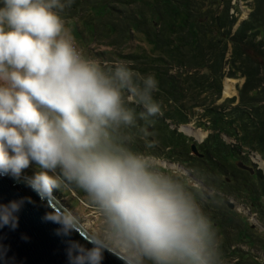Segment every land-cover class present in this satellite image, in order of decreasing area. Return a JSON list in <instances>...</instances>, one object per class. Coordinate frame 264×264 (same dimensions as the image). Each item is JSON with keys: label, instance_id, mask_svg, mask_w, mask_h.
I'll list each match as a JSON object with an SVG mask.
<instances>
[{"label": "clouds", "instance_id": "obj_1", "mask_svg": "<svg viewBox=\"0 0 264 264\" xmlns=\"http://www.w3.org/2000/svg\"><path fill=\"white\" fill-rule=\"evenodd\" d=\"M72 3L0 0V176L25 179L42 200L84 193L96 226L63 205L43 217L92 245L69 241L70 264H102L105 251L122 264H219L212 223L182 174L158 170L121 135L161 114L158 81L83 54L63 16ZM24 203H0V228L18 226Z\"/></svg>", "mask_w": 264, "mask_h": 264}, {"label": "trees", "instance_id": "obj_2", "mask_svg": "<svg viewBox=\"0 0 264 264\" xmlns=\"http://www.w3.org/2000/svg\"><path fill=\"white\" fill-rule=\"evenodd\" d=\"M233 1L73 0L63 16L76 23L81 36L91 33L95 43L110 48L96 53L103 65L112 67L116 60L158 81L153 95L161 103V114L151 117V123L138 118L134 127L122 129L127 147L148 157L196 165L200 159L192 152L195 140L180 131L190 135L184 125L192 121L195 109H203L200 119L207 121L198 125H209L213 133L201 146L210 147L207 155L211 157L233 160L234 196L257 208L264 222V169L256 178L237 169L248 152L256 153L264 163V0H251L242 20L240 4ZM226 65L228 75H240L244 82L238 98L215 104L222 97ZM208 88L215 91L213 105H206L201 97ZM129 107L137 115L143 111L136 104ZM222 135L237 144L227 145ZM31 167L24 170L27 177L36 171L35 165ZM73 191L85 198L79 189ZM56 192L61 194L55 190L53 195ZM193 195L198 203V196ZM226 211L223 217L213 210L203 213L213 229L215 223L219 227L214 229L219 264L230 257L238 259L236 264H263L257 259L264 254L259 229L244 221L237 210Z\"/></svg>", "mask_w": 264, "mask_h": 264}, {"label": "water", "instance_id": "obj_3", "mask_svg": "<svg viewBox=\"0 0 264 264\" xmlns=\"http://www.w3.org/2000/svg\"><path fill=\"white\" fill-rule=\"evenodd\" d=\"M192 152L200 155L197 142L192 144ZM21 198H25V203L18 213V226L14 230L0 228V264H70L67 256L69 241L92 247L80 233L57 235L59 225L43 219L46 212L63 205L54 195L42 200L25 179L18 181L10 176H0V203ZM27 198L32 203H28ZM102 264H122V261L105 251Z\"/></svg>", "mask_w": 264, "mask_h": 264}, {"label": "rangeland", "instance_id": "obj_4", "mask_svg": "<svg viewBox=\"0 0 264 264\" xmlns=\"http://www.w3.org/2000/svg\"><path fill=\"white\" fill-rule=\"evenodd\" d=\"M239 2L240 7L242 9V15L240 17V20L244 19V17L247 15L248 13V4L249 2H251V0H234L233 4L237 5V3ZM233 12V10L231 11ZM67 26L71 29L72 34L79 46V48L81 49V51L83 52V54H85L88 57L94 58V59H98L96 53L100 52V51H105V50H110V48H108L105 45H99V43H95V41L93 40L92 34L89 33L88 36H81V34L79 33V30L77 28V25L74 21L69 20L66 21ZM86 32V30H84L83 28L80 29ZM130 52V50H127L125 53ZM226 60H228V55ZM114 64H118V62L115 60ZM225 76L223 78V92H222V97L217 100L215 102V104H222L224 102H226L227 100L230 99H234V98H238V89L239 87L243 84L244 82V78H242L240 75H237L236 77H231L230 75H228V72H230V70H228V66L226 65L224 68ZM201 97L206 101V105H213L214 104V99H215V91L214 90H210V88H208L207 90H203V92L201 93ZM194 116L192 121L187 124V125H192L193 128L195 130H200L204 133V136L202 138H200L197 133H190L187 132L190 135H187L184 131H180L182 132L184 135H186L187 137L196 140L195 142H197L198 144H202L203 142H205L210 135L213 133V131L211 129H208V126H199V122L203 123L206 122L207 119H200V116L203 113V109H195L194 110ZM204 125V124H203ZM179 128L181 129V127L179 126ZM193 135V136H192ZM203 135V134H202ZM196 137H198V139L202 140H198ZM222 139L227 143V145L233 146L234 144H237L236 140L231 139L227 136L222 135ZM245 151L248 152V150L246 149ZM247 154V153H245ZM150 160L152 161V164L157 167L158 170L161 171H165L168 173L171 172H179L181 173V179L185 180L186 182L188 180H190L188 178V174H195V172L197 173V166L195 164L192 163H184L178 160H175L174 162L168 161L165 158L162 157H149ZM246 158L249 160V162H254L256 165H258L260 167V169H264V163L262 162L261 158L253 152H248V154L246 155ZM248 163V162H247ZM250 164V163H248ZM175 165V166H172ZM32 168V167H31ZM35 171V169H32ZM23 177H27L24 172H23ZM188 185L194 184L196 185L195 182L193 181H188ZM192 186V185H191ZM195 188V187H193ZM61 192V194H57V196H55L66 208L72 210L73 212H77L80 211L82 215H84V217L87 219V221L92 224L93 226H96L99 222V217L97 216H93L90 215L89 212L86 209H83L82 205L80 204V201L83 200V198H80L73 190H59ZM236 200V210L238 211V213L240 214V216L243 218L244 221L248 222L253 228H257L259 229V231L261 233H258L261 237L264 238V222L261 220L260 216H259V210L257 208H252L250 206V204H247L245 202H243V200L241 199H235ZM264 201V199H262ZM239 242V241H238ZM237 242V243H238ZM242 243H238L239 246H241ZM236 245V243L234 244ZM259 251L260 248H257ZM264 253V252H263ZM264 254H262L260 257H258L257 259L260 260L263 264H264ZM238 259L236 257H234L233 259L230 258H226L225 260L222 261V264H236V261ZM145 264H149L148 261H145Z\"/></svg>", "mask_w": 264, "mask_h": 264}, {"label": "flooded vegetation", "instance_id": "obj_5", "mask_svg": "<svg viewBox=\"0 0 264 264\" xmlns=\"http://www.w3.org/2000/svg\"><path fill=\"white\" fill-rule=\"evenodd\" d=\"M211 144L212 142L208 143V145ZM197 147L200 154L195 155L200 159V161L196 163L197 173L188 174V178L195 182L198 188H193L194 184L191 183L188 186L191 187L192 192L198 196V205L202 213L213 210L217 217H223L224 213L227 212L226 209L234 211L237 205L233 192V160L230 157H225L220 160L216 156L211 157L207 155L210 151L209 146L202 147L201 144L197 143ZM240 160L241 161H238L240 163L237 164V169L243 170L255 178L259 176V171L261 169L258 165L249 162L246 156L242 157ZM211 201L213 204L210 205L209 202ZM214 229L219 230L216 223L214 224Z\"/></svg>", "mask_w": 264, "mask_h": 264}, {"label": "bare ground", "instance_id": "obj_6", "mask_svg": "<svg viewBox=\"0 0 264 264\" xmlns=\"http://www.w3.org/2000/svg\"><path fill=\"white\" fill-rule=\"evenodd\" d=\"M186 126H188V125H184V130L185 131H187V132H190V133H195V131L193 130V128H191V127H186ZM197 135L200 137V138H202L204 135H202L200 132H197Z\"/></svg>", "mask_w": 264, "mask_h": 264}]
</instances>
